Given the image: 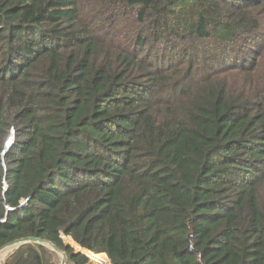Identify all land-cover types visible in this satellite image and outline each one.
Here are the masks:
<instances>
[{"label": "trees", "instance_id": "trees-1", "mask_svg": "<svg viewBox=\"0 0 264 264\" xmlns=\"http://www.w3.org/2000/svg\"><path fill=\"white\" fill-rule=\"evenodd\" d=\"M27 236L264 264V0H0V247Z\"/></svg>", "mask_w": 264, "mask_h": 264}, {"label": "water", "instance_id": "water-1", "mask_svg": "<svg viewBox=\"0 0 264 264\" xmlns=\"http://www.w3.org/2000/svg\"><path fill=\"white\" fill-rule=\"evenodd\" d=\"M11 142H12V139H9L8 143H7L8 144L7 148L10 146ZM68 238L71 239V237H69V236H63L64 242H66V239H68ZM28 242H34V243H39V244L48 246L49 248H51L52 250L56 251L59 254V256L61 257L60 264H66V262H65L66 254L64 253V251H62L55 244H53V243H51V242H49L47 240H44V239H41V238H38V237H32V236L21 237V238L12 240V241L4 244L3 246L0 247V255H2L4 257V255H6L8 252H10L13 249L18 248L20 245L28 243ZM67 243H69V242H67ZM76 244H77V248H75L72 245L75 248V251H81L80 250L81 246L77 242H76ZM93 255H98V254H94L93 253ZM90 259H91V257H90ZM109 263L113 264V263L110 262V260H109ZM90 264H92V263H90Z\"/></svg>", "mask_w": 264, "mask_h": 264}, {"label": "rangeland", "instance_id": "rangeland-1", "mask_svg": "<svg viewBox=\"0 0 264 264\" xmlns=\"http://www.w3.org/2000/svg\"><path fill=\"white\" fill-rule=\"evenodd\" d=\"M8 145V144H7ZM66 242H69L70 244H72L73 246H74V244L71 242V241H69V240H67L66 239ZM5 256V255H4ZM89 256V255H88ZM4 257L2 256V255H0V260H2ZM107 258V257H106ZM90 259V258H89ZM108 259V258H107ZM109 260V259H108ZM90 262L92 263V264H100V263H98V262H95V261H93L92 259H90Z\"/></svg>", "mask_w": 264, "mask_h": 264}, {"label": "crops", "instance_id": "crops-1", "mask_svg": "<svg viewBox=\"0 0 264 264\" xmlns=\"http://www.w3.org/2000/svg\"><path fill=\"white\" fill-rule=\"evenodd\" d=\"M72 245V244H71ZM75 249V248H74ZM100 255H104L105 257H106V255L105 254H98V255H93V259L96 261V262H98V263H100ZM91 262L89 261V263L88 264H90ZM101 264V263H100Z\"/></svg>", "mask_w": 264, "mask_h": 264}]
</instances>
